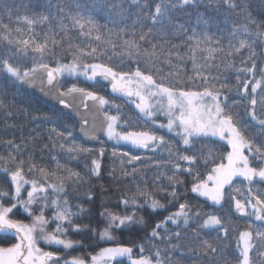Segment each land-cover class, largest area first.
<instances>
[{
	"label": "snow or ice",
	"instance_id": "6c2138e0",
	"mask_svg": "<svg viewBox=\"0 0 264 264\" xmlns=\"http://www.w3.org/2000/svg\"><path fill=\"white\" fill-rule=\"evenodd\" d=\"M0 121V264H264V0H0Z\"/></svg>",
	"mask_w": 264,
	"mask_h": 264
},
{
	"label": "trees",
	"instance_id": "16d2710c",
	"mask_svg": "<svg viewBox=\"0 0 264 264\" xmlns=\"http://www.w3.org/2000/svg\"><path fill=\"white\" fill-rule=\"evenodd\" d=\"M95 87L98 88V89H100L101 92H102V94H108L110 92V88L105 87V86H103L101 84H97V85H95ZM31 98L35 101L33 107L35 109H37V111L34 112L33 115H39L41 113H47V112L52 111V108L51 107H49L46 104H44L43 102H41L36 96L32 95ZM117 102L120 103L119 100ZM125 109H126V106H125ZM8 123H12V122L9 121ZM18 123L26 125V127L24 129V135L25 136L28 135L29 130L31 128H34L35 127V125L32 122L26 120L25 118H21ZM37 130L43 132L45 135L47 134V126H45V125H41L40 128L37 129ZM13 134H15L16 140L18 141L19 138H20V132H19V130L13 129V128H6L5 127V123L3 121H0V138L11 139L13 137ZM88 146H92V145H88ZM96 146L99 147V145H96ZM106 157H107V154H106ZM45 162L46 161H42V163H45ZM106 162L109 165H111V163H112V161L110 159H106ZM52 167H55V165H52ZM100 183H105L106 186H107V182L106 181H101ZM117 195H118V193H117V190H116V186L113 185L111 188H109V194H108V196H100L97 199L96 204L93 205V206H91L93 208V211L95 212V210L99 207V205L102 202L109 203V206L114 205L115 204V201H116V196ZM86 207H88V206L86 205ZM117 210H119V209H117ZM25 222H28V221H25ZM240 223L242 224L243 221L241 220ZM72 238H74V239H80V237H72ZM132 239H134V237L132 235H129L126 232L124 234H122V235L121 234H117V240L120 241V242H122V243L127 244ZM101 246H107V245H103L102 244ZM42 247H44L45 250H52L47 245H43L42 244ZM98 250L99 249H97V251ZM77 254H79V253H77Z\"/></svg>",
	"mask_w": 264,
	"mask_h": 264
},
{
	"label": "water",
	"instance_id": "95a60500",
	"mask_svg": "<svg viewBox=\"0 0 264 264\" xmlns=\"http://www.w3.org/2000/svg\"><path fill=\"white\" fill-rule=\"evenodd\" d=\"M100 84H102L103 86L105 87H110L106 84V82H103L101 81ZM29 92L30 93H34L33 95L36 96L41 102H43L44 104H46L47 106L51 107L53 106V104L55 103L54 100H51L47 97H44L40 92H39V89L36 88V89H29Z\"/></svg>",
	"mask_w": 264,
	"mask_h": 264
}]
</instances>
